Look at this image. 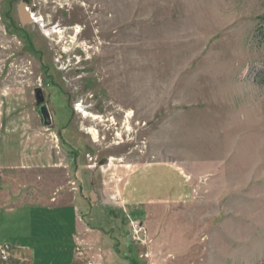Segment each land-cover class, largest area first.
<instances>
[{
	"label": "rangeland",
	"instance_id": "obj_1",
	"mask_svg": "<svg viewBox=\"0 0 264 264\" xmlns=\"http://www.w3.org/2000/svg\"><path fill=\"white\" fill-rule=\"evenodd\" d=\"M263 17L264 0H0L8 204L84 203L82 264H264Z\"/></svg>",
	"mask_w": 264,
	"mask_h": 264
},
{
	"label": "crops",
	"instance_id": "obj_2",
	"mask_svg": "<svg viewBox=\"0 0 264 264\" xmlns=\"http://www.w3.org/2000/svg\"><path fill=\"white\" fill-rule=\"evenodd\" d=\"M4 169L0 166V175ZM2 184L0 182V246L8 251V263L82 264L78 246L97 233L90 227L89 212L78 214V208L85 211L84 203L59 205L46 201L10 206ZM6 214L15 215L16 220L6 224L3 219V216L8 218ZM7 226L17 229L18 233L9 237ZM0 264L4 263L0 261Z\"/></svg>",
	"mask_w": 264,
	"mask_h": 264
},
{
	"label": "water",
	"instance_id": "obj_3",
	"mask_svg": "<svg viewBox=\"0 0 264 264\" xmlns=\"http://www.w3.org/2000/svg\"><path fill=\"white\" fill-rule=\"evenodd\" d=\"M20 15L23 17L24 14V10L22 8H20ZM26 17V16H25ZM35 102L37 105V114L40 118L41 124L44 127H48L51 125V119L48 113V110L46 108V106L44 105V98L42 95V92L40 89H36L35 91Z\"/></svg>",
	"mask_w": 264,
	"mask_h": 264
},
{
	"label": "bare ground",
	"instance_id": "obj_4",
	"mask_svg": "<svg viewBox=\"0 0 264 264\" xmlns=\"http://www.w3.org/2000/svg\"><path fill=\"white\" fill-rule=\"evenodd\" d=\"M25 15H26V17H28L31 21H35L34 20V18H33V16H32V14H31V12H29V11H26V13H24ZM77 31V30H76ZM80 110V109H79ZM81 112H83V116L84 117H88L87 115V113L86 112H84V111H81ZM131 116V113L129 112L128 114H127V117H130ZM94 117V116H93ZM92 117V118H93ZM94 119H97V118H94ZM89 132H90V134L92 135V137L96 140L97 138H98V132L95 130V129H93V128H89Z\"/></svg>",
	"mask_w": 264,
	"mask_h": 264
},
{
	"label": "built area",
	"instance_id": "obj_5",
	"mask_svg": "<svg viewBox=\"0 0 264 264\" xmlns=\"http://www.w3.org/2000/svg\"><path fill=\"white\" fill-rule=\"evenodd\" d=\"M131 239L135 240V236L139 233V230L137 231L135 228L131 229ZM137 241V240H136ZM8 252L5 247L0 246V260L1 262L7 261L8 260Z\"/></svg>",
	"mask_w": 264,
	"mask_h": 264
},
{
	"label": "trees",
	"instance_id": "obj_6",
	"mask_svg": "<svg viewBox=\"0 0 264 264\" xmlns=\"http://www.w3.org/2000/svg\"><path fill=\"white\" fill-rule=\"evenodd\" d=\"M264 18V17H263Z\"/></svg>",
	"mask_w": 264,
	"mask_h": 264
}]
</instances>
